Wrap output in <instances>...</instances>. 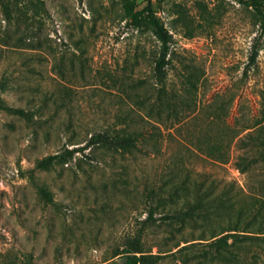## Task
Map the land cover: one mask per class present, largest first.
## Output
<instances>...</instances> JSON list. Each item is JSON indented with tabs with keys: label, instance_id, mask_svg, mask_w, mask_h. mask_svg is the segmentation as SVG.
<instances>
[{
	"label": "rangeland",
	"instance_id": "obj_1",
	"mask_svg": "<svg viewBox=\"0 0 264 264\" xmlns=\"http://www.w3.org/2000/svg\"><path fill=\"white\" fill-rule=\"evenodd\" d=\"M263 23L250 0H0V264H264Z\"/></svg>",
	"mask_w": 264,
	"mask_h": 264
},
{
	"label": "trees",
	"instance_id": "obj_2",
	"mask_svg": "<svg viewBox=\"0 0 264 264\" xmlns=\"http://www.w3.org/2000/svg\"><path fill=\"white\" fill-rule=\"evenodd\" d=\"M250 5H252L254 8L257 10H261L264 12V1L263 0H250ZM262 28L264 29V23L262 24ZM156 36L158 41L160 42V49H159V55L156 59L155 66H154V73L158 77H163L164 76V68L167 65L168 62V54H169V34L166 30L159 28L156 31ZM258 51L255 50L253 55L251 56V60L254 61L255 57L257 55ZM132 142L129 139L126 138H118V136H110L107 134H102V133H96L91 135L88 145H106L109 147H114V148H122L126 145L131 144ZM78 149H71L69 152H75ZM55 158V157H54ZM200 201V199H198ZM203 203V200H201ZM198 202V205H194L190 202L188 198L183 200L182 206H180V213L178 214H173V215H164L163 219H176L179 220L181 223L192 219L194 216V213L197 212L196 210L201 209L203 204ZM200 204V205H199ZM184 207V208H183ZM150 217L153 215V209L150 210L149 212ZM226 232V233H225ZM221 235V236H220ZM234 234L229 233L228 230L221 231L217 234H214L211 236V239H213L210 243L213 244H227L229 243V238L233 237ZM188 242V241H186ZM233 243V242H231ZM129 251L123 252L125 255V261L119 263V264H136L139 262V257L136 255H130L128 254Z\"/></svg>",
	"mask_w": 264,
	"mask_h": 264
}]
</instances>
